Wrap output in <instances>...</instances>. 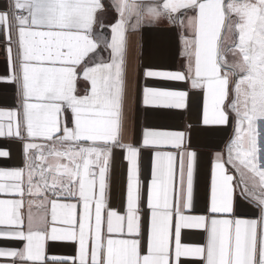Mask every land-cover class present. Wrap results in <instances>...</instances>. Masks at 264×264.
<instances>
[{"label":"snow or ice","instance_id":"6c2138e0","mask_svg":"<svg viewBox=\"0 0 264 264\" xmlns=\"http://www.w3.org/2000/svg\"><path fill=\"white\" fill-rule=\"evenodd\" d=\"M0 162V264H264V0H2Z\"/></svg>","mask_w":264,"mask_h":264},{"label":"crops","instance_id":"0c3cea01","mask_svg":"<svg viewBox=\"0 0 264 264\" xmlns=\"http://www.w3.org/2000/svg\"><path fill=\"white\" fill-rule=\"evenodd\" d=\"M2 3V0H0ZM146 52L155 56H159L162 59H166L168 56V40L167 37L158 32L145 33L144 37ZM2 166V162H0ZM0 246H15L11 242L0 240Z\"/></svg>","mask_w":264,"mask_h":264}]
</instances>
